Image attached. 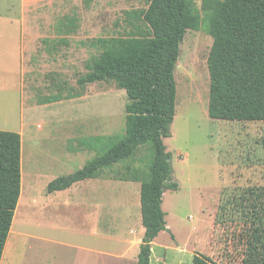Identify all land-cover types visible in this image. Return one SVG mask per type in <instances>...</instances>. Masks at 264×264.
I'll list each match as a JSON object with an SVG mask.
<instances>
[{
  "label": "rangeland",
  "instance_id": "1",
  "mask_svg": "<svg viewBox=\"0 0 264 264\" xmlns=\"http://www.w3.org/2000/svg\"><path fill=\"white\" fill-rule=\"evenodd\" d=\"M194 1L203 14L202 0ZM147 8V0H0V78L5 80L0 130L22 134L24 194L16 225L21 226V238L31 232V221L38 227L41 239L33 242L37 257L80 254L84 252L80 247H69L67 242H89L88 211L74 203L52 205L54 196L46 198L47 185L95 156L81 148L80 139L125 133L129 102L125 90L112 82L81 87L77 79L99 53L94 39L149 35L143 18ZM19 28L31 30L33 42L18 74ZM212 45L204 26L187 30L181 44L175 70L176 114L171 137L164 139L179 189L164 193L163 209L171 230H165L158 244L167 242L170 230L185 264L192 251L204 253L216 264H241L248 231L264 225V121L209 116ZM57 96L63 100L47 103ZM149 152L146 144L134 158L100 175L106 224L108 201L123 192L130 201L140 197L138 186L149 174ZM136 205L132 207L137 212Z\"/></svg>",
  "mask_w": 264,
  "mask_h": 264
},
{
  "label": "trees",
  "instance_id": "2",
  "mask_svg": "<svg viewBox=\"0 0 264 264\" xmlns=\"http://www.w3.org/2000/svg\"><path fill=\"white\" fill-rule=\"evenodd\" d=\"M147 2L143 18L149 35L94 39L92 44L99 53L87 64V73L77 80L80 86L112 82L125 90L129 99L125 133L80 139L81 148L94 151L95 156L84 167L55 178L47 186L50 194L97 177L134 158L148 144L152 150L149 174L141 179L140 192L145 234L137 264H150L153 241L167 229L164 193L179 189L164 139L171 137L176 114L175 70L187 30L204 26L213 38L208 57L209 116L218 120L264 121V0H202L203 14L196 9L194 0ZM21 191V134L0 130V263ZM245 246L241 264H264V225L248 231ZM193 264L216 263L195 252Z\"/></svg>",
  "mask_w": 264,
  "mask_h": 264
},
{
  "label": "crops",
  "instance_id": "3",
  "mask_svg": "<svg viewBox=\"0 0 264 264\" xmlns=\"http://www.w3.org/2000/svg\"><path fill=\"white\" fill-rule=\"evenodd\" d=\"M18 30L20 36L17 57L19 74L21 72L22 63L25 60V51H30L33 39L31 37V30L23 31L21 28ZM26 43H28V46ZM0 83H2L1 92L4 91L5 80L0 78ZM15 83L17 89V78ZM2 95L3 94L0 93V101ZM80 97L81 96L77 95V98ZM65 98L67 99V97ZM15 100L17 101V93ZM61 100H63V98L57 96L47 99V103H54ZM0 109H5V104L2 105L1 103ZM14 109L15 107L13 110ZM16 132L21 134L19 130ZM22 144H24L23 141ZM22 176L24 177V174ZM138 187L141 192V183ZM23 192L24 188L23 191H21V198L23 197ZM125 193L123 192L119 198L108 201V224L105 223L107 220L103 221V191L100 175L76 182L70 188L65 190L55 191L50 194L48 193L46 198H49L51 195L54 196L53 199L50 200L52 205L55 203L59 204V206H71V204L74 203L75 205H81L88 211L87 216L89 221L87 224L89 226V242L87 244L75 243L73 241L67 242L69 247H80L84 252L80 254L72 252L62 254L55 253L47 255L45 258H41L39 255L37 257L36 252H34L33 242L37 240L39 241L41 235L38 231V227L33 225L34 222L31 221V223H29L31 232H29L28 237L26 238H21V226L18 225L17 228V225L14 224L15 227L13 228V231L11 229L12 234L10 232L0 264H137L140 245L145 234V227L142 223L141 200L140 197H137V201H135V199L130 201ZM46 198L44 199V202L45 204H49V199ZM132 204H137V212L132 207ZM103 223L105 224L104 226ZM167 228H170L171 230L168 222ZM170 230H168L170 238L168 236L165 244H158L159 238L164 235V232H166L165 230L162 231L153 241L150 264H185V260L178 256V241L176 236ZM13 235H16L17 237H13ZM27 238L31 239L32 246L30 253L28 252L29 240ZM104 241H108V243L103 245ZM61 242L63 244L66 243V239H62ZM157 247L160 248V250L156 249ZM195 252L198 251L191 252V260L189 261V264H193Z\"/></svg>",
  "mask_w": 264,
  "mask_h": 264
},
{
  "label": "bare ground",
  "instance_id": "4",
  "mask_svg": "<svg viewBox=\"0 0 264 264\" xmlns=\"http://www.w3.org/2000/svg\"><path fill=\"white\" fill-rule=\"evenodd\" d=\"M23 188H24V177H23ZM23 194H24V192H23ZM21 203H22V198L20 197V202L18 204V207L16 209V213H15V217H14L12 231H13V228L15 227L14 224L15 225L17 224L16 220H17V218L19 217V214H20V206H21ZM11 234H12V232H11Z\"/></svg>",
  "mask_w": 264,
  "mask_h": 264
}]
</instances>
